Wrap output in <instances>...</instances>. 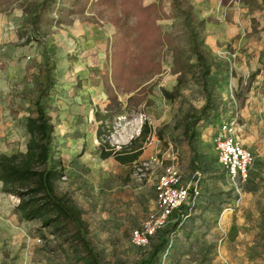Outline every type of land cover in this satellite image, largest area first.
<instances>
[{"label":"rangeland","instance_id":"obj_1","mask_svg":"<svg viewBox=\"0 0 264 264\" xmlns=\"http://www.w3.org/2000/svg\"><path fill=\"white\" fill-rule=\"evenodd\" d=\"M35 1L0 0V154L25 151L29 138L23 120L36 73L29 65L39 58L40 46L24 28V9ZM90 1L83 13L37 34L54 52L55 88L48 108L65 176L55 183V192L82 210L88 237L104 264H135L151 244L133 245L130 231L156 211L154 184L160 171L144 163L158 155L164 164H175L184 180L191 179L184 126L205 95L195 58L177 84L172 48L186 52L189 42L180 13L168 0H141L143 5L155 2L159 12L160 42L149 50L135 41L133 16L116 27L118 0ZM187 1L205 20L201 46L207 59L229 63L228 71L207 76L209 89L226 114L234 112L235 136L254 162L248 181H232L218 162L213 141L219 123L228 117L211 111L195 126L193 146L205 156L206 168L198 195L189 201L190 215L170 236L157 264H264V12L260 3L245 0ZM124 44L134 60L142 55L149 64L137 70L131 57L121 65L118 54ZM163 89L178 94L168 99ZM108 106L111 112L99 135L101 121L95 113H105ZM144 122L150 132L136 142L141 145L136 160L122 164L99 155L105 140L115 151L128 152ZM17 202L0 181V264H82L63 237L41 228L38 220H22L14 210Z\"/></svg>","mask_w":264,"mask_h":264},{"label":"trees","instance_id":"obj_2","mask_svg":"<svg viewBox=\"0 0 264 264\" xmlns=\"http://www.w3.org/2000/svg\"><path fill=\"white\" fill-rule=\"evenodd\" d=\"M9 1L14 0H4L6 3ZM118 1L120 13L113 17L116 27L122 28L124 24L126 25L128 18L133 16L134 21L130 28L135 31V41L142 42L146 50L158 45L160 27L156 20L159 18V12L155 2L143 5L141 0ZM92 2L90 0H36L24 9L26 17L24 28L31 37L34 36L40 46L39 58H35L29 65V68H36L34 87L27 90L29 104L24 124L29 138L25 151L0 154V181L6 192L18 198L14 210L22 220H38L41 228L50 229L52 234L63 237L65 242L70 243L75 261L82 264H104L99 252L94 249L88 237V225L82 217V210L67 196L58 195L55 192V183L64 176V169L56 155L54 125L48 108V99L55 88L52 55L54 52L53 47L50 52L45 39L37 35L45 34V28L52 23L60 24L64 19L83 13ZM99 2L105 4L110 0ZM168 2L171 9L179 11L189 42L186 52L179 47L172 48V70L178 73L177 84L183 83L185 75L194 66L192 59L195 58L205 95L202 106L198 111L188 115L184 126L185 140L191 151L192 174L199 171L203 176L207 161H204L202 155L193 146L194 130L199 122L209 117L211 111L228 117V120L222 121L233 120L234 112L229 111L226 114V109L215 102L207 79L210 74L214 73L219 76L228 71L229 63L226 59H219L215 62L207 59L201 46V32L205 27V20L194 14L191 4L187 0H168ZM262 3L264 10V0ZM118 56L121 65L128 63V58L132 57L131 65L137 70L149 64V59L145 61L142 55H137L134 60L133 55H129L126 44L120 49ZM157 66L158 63H155L151 68ZM162 93L168 99H173L178 94L177 90L171 92L165 89ZM108 96L112 101L115 100L113 93H108ZM110 112L111 108L108 106L105 113H95L96 118L101 121L97 130L99 135L103 122L109 117ZM149 132L150 129L144 122L139 135L131 139L128 152L115 151L113 146L105 140L100 144L99 155L102 158L113 156L120 163L129 164L141 153V145L135 146L136 142L145 138ZM195 179L196 176L192 175L191 180ZM198 193L194 194L191 191L189 200L173 211L166 225L151 238L149 243L151 247L135 264H157L159 262L161 254L169 246L170 236L178 231L184 218L191 213L190 199H194ZM230 230L235 232L236 226L233 224Z\"/></svg>","mask_w":264,"mask_h":264},{"label":"built area","instance_id":"obj_3","mask_svg":"<svg viewBox=\"0 0 264 264\" xmlns=\"http://www.w3.org/2000/svg\"><path fill=\"white\" fill-rule=\"evenodd\" d=\"M235 122V118L232 121H221L213 141L218 162L225 167L230 179L234 182H246L250 179L254 156L235 136ZM144 164L156 165L160 171L154 184L156 211L150 214L141 226L130 231V241L137 247L149 245L155 233L170 220L173 211L189 200L190 192L194 194L199 192L202 177L201 172L195 171L192 174L196 176L195 180H184L175 164H164L158 155L151 156Z\"/></svg>","mask_w":264,"mask_h":264},{"label":"crops","instance_id":"obj_4","mask_svg":"<svg viewBox=\"0 0 264 264\" xmlns=\"http://www.w3.org/2000/svg\"><path fill=\"white\" fill-rule=\"evenodd\" d=\"M246 2H247V0H245ZM262 1L263 0H252V1H248L247 3H260L261 4V6H262V10H263V3H262ZM235 2V1H234ZM236 3V2H235ZM263 12H264V10H263ZM10 116H14V117H16L17 115H16V113L14 114L13 113V115H10ZM22 119V118H21ZM25 122V120H23V123ZM203 157V159H205V156H202ZM190 158H191V155H189L188 156V160H189V162H190ZM250 177H251V175H250ZM16 205V204H15Z\"/></svg>","mask_w":264,"mask_h":264}]
</instances>
